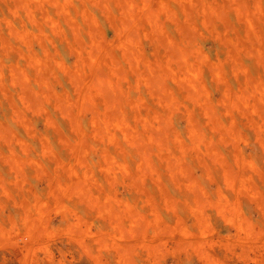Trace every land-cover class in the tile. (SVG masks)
Returning <instances> with one entry per match:
<instances>
[{
	"label": "rangeland",
	"instance_id": "obj_1",
	"mask_svg": "<svg viewBox=\"0 0 264 264\" xmlns=\"http://www.w3.org/2000/svg\"><path fill=\"white\" fill-rule=\"evenodd\" d=\"M0 264H264V0H0Z\"/></svg>",
	"mask_w": 264,
	"mask_h": 264
}]
</instances>
